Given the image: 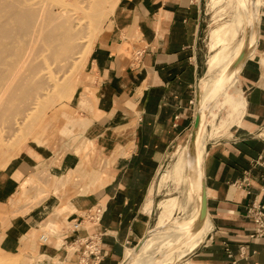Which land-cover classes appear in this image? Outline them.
Returning <instances> with one entry per match:
<instances>
[{
    "label": "crops",
    "instance_id": "crops-1",
    "mask_svg": "<svg viewBox=\"0 0 264 264\" xmlns=\"http://www.w3.org/2000/svg\"><path fill=\"white\" fill-rule=\"evenodd\" d=\"M259 2L256 35L237 71L240 103L228 112L236 113L234 121L205 142L209 229L191 251L167 264H264V228L255 233L247 213L251 201L262 203L264 222V0ZM201 15V0H119L87 56L80 91L87 88L90 107L75 120L79 139L62 153L25 152L0 179L1 259L78 264L81 238L95 233L102 251L96 264H121L126 250L148 233L155 173L193 117L204 67ZM224 122L219 119L211 135ZM186 141L187 135L173 150ZM87 142L88 149L77 153ZM32 178L20 194V185ZM15 195L20 197L13 202ZM94 206L101 212L90 222L86 214Z\"/></svg>",
    "mask_w": 264,
    "mask_h": 264
},
{
    "label": "rangeland",
    "instance_id": "rangeland-1",
    "mask_svg": "<svg viewBox=\"0 0 264 264\" xmlns=\"http://www.w3.org/2000/svg\"><path fill=\"white\" fill-rule=\"evenodd\" d=\"M6 1L8 2L10 0H6ZM21 1L22 0H20V2ZM31 1L28 0L26 2V0H23L20 3L22 5H19V2L15 0V2H18L17 3L18 6H16V9H18L17 11L23 9V7H28L30 3L34 7H37L38 9L37 10L38 12L36 14L39 13L38 14L39 17L35 15L36 16V18H34L36 20L35 26H33L30 30H26L27 31L26 32V31H18L20 30L19 28L20 26L17 27V25L19 24L17 23L18 21L16 19L14 20V18L13 20H10L12 19V17H8L9 14H12L11 5H9L10 7H8L4 4L8 5L10 3L13 4L14 2H12L11 0L9 3H6L5 1L0 0V3L3 2V5L0 4L1 6H3L0 9H4L5 6L6 9L5 12L8 11L7 14L4 13V11H0V22H3L2 24L4 25L6 22H8V25L6 24L5 26L0 23V27L3 26V29L7 28L5 29L6 32L10 29L14 30V31L10 30V32L7 33V34L10 33L9 34L10 36L8 35L9 38L7 39L5 38L6 40L2 38L1 41L2 40L5 41H2L0 43H3V45L7 44L6 49L10 50L11 48H8L7 46L14 44L11 43V40L14 42L17 41V43L13 45L15 47L12 46L13 47V49H11L12 51L10 50L7 52V50L5 51L4 49L5 46H3L2 44L1 45L3 48H1L0 46V52L2 53L4 50L3 53L6 52V54L3 55H7V54L9 55L8 56L9 58H7L6 56H3V58L5 57L4 59L2 58L5 64L1 61L0 58V65H1L0 67L7 68L6 70L3 69L4 71L0 69V71L3 74H5V77L6 76L8 77V78L7 77L4 78V80H2L1 83L7 84L6 85L7 87H10L9 84L14 86L13 84H11L12 82L11 80L15 78L14 79L15 84H17L18 82L20 83L23 82V84L26 86H30V85L35 86V89L32 90L30 93H28L29 95L26 94L24 96H20V98L19 96H15L16 94H14L15 91L13 90L15 87H10L13 88L12 90L8 88L10 90V92L7 91L8 94L5 90L3 91L6 92L5 94L3 93L4 95L0 93V96H2L0 97V179L4 175V173L8 170L10 165L13 164L17 159L23 157V154H25V152H31L32 155H36L37 150L38 152H40L42 148L44 149L43 153L50 152V150L56 152L58 151L59 153H62L68 148V146L70 147L73 143L77 142V140L79 139V133L81 129L79 130L77 128V123L75 120L76 119L79 120L81 117V112L84 110L86 111L90 107L89 97L86 92L87 88L84 87L85 89H83V91H80L83 81L87 79V70H86L87 56L93 43L100 35V33L103 32L105 28L110 26V19L112 16V12L116 7V5L119 3V0H112V1L110 0V3L108 0L105 1L103 0L102 5H100V8L102 7V10H96L97 7L93 6L94 0H82L83 2H81V0H35V1L31 0ZM43 1L44 3H42ZM108 4L109 6H107L106 9L105 7ZM201 4H202V15H201L200 44H201L202 60H204L203 61L204 67L202 73L203 76L207 72L208 61L211 55H213V53L218 49L217 47L214 48L212 47L211 33L212 31L227 24L230 18L234 17L235 11L231 5V0H201ZM44 10L47 11L49 15L52 13L53 17L50 18L51 15L48 16L47 12L46 15H44L45 13ZM57 15L58 17L59 15H61L62 19L59 20L56 17ZM45 16L46 17L48 16L47 18H49V20L47 18L45 19ZM1 17L8 19L5 20L6 22L4 23V21H1L4 18L2 19ZM44 19L47 21H45ZM57 20L59 21L58 22L59 24L58 23L56 24ZM12 21H14V23H12ZM51 21H53L52 23L55 24L46 23V22L51 23ZM61 22L63 23L64 27L61 26L62 25ZM40 25H42L41 29L45 28V31L46 29H49L48 26L52 27L54 25L58 33L64 32L65 30L67 31V29H69L67 31L68 33L67 32L64 33H67L69 35L71 41L73 39L74 47L76 49L73 48V51L68 53L64 48V43L62 41L61 36H59L56 39L53 38L54 40L52 38H46L45 35L47 34V31L45 32L46 34H44V31H41L43 33L42 34L43 37L41 39L44 40L43 41L38 40V37L40 36H38L37 32L38 30H40L39 29ZM6 26H10V27H6ZM15 26L18 28V30L13 29L15 28ZM34 27H38V28H34ZM51 27L48 31L53 29V27L52 29ZM34 29H37V31L35 30L36 32L32 33L31 31H33ZM18 32H20V34ZM23 32L24 33L26 32L28 35L27 34L24 35ZM242 32L243 29L239 31L236 40L240 38ZM15 33L19 34L20 37L19 35L16 36ZM35 35H37V37H34ZM26 36H29L27 38H32L27 40L29 47L28 45L26 46L27 44L26 41H24L26 42L24 43L20 39L21 37H23L24 39L23 38L22 39L26 40ZM10 37H15V38L10 39ZM17 38H19L18 39L19 41L17 40ZM35 38L38 40V42H40V44L44 42H46V44L49 43V41L46 40L49 39L51 42L48 45L49 46L51 45V47L48 48L49 47L48 45H46L47 47H44L45 43L42 44V46H40L39 43L36 42L37 40H35ZM14 39H16V41ZM34 41L36 42V44ZM18 42H20L21 45L20 43L19 45H17ZM59 42L62 43L59 44ZM30 43L33 45H30ZM36 45H39L41 48ZM19 46L21 47L19 48ZM36 50L38 51L36 52ZM32 51L35 52L33 56H31L32 54H29L32 53ZM12 52L16 54L25 53L24 57L23 54L20 55L24 59L20 58V56L17 55L20 58L19 60L22 59L21 63L17 61L18 58L15 60L16 55ZM13 57L14 60L17 61V63L15 61L13 62L12 60ZM28 57L31 58L26 59ZM33 58L35 59L32 60ZM7 60H12L7 62L8 64L13 62L15 64H11V65L15 66L19 64L20 66L18 65L16 66V68L12 66L13 67L12 69L11 66L9 65L8 68L6 64ZM25 61L26 63H24ZM28 65L29 66L32 65V66L29 67ZM61 65L63 66L61 67ZM8 69H12V70L8 71ZM17 70L20 71L19 76H18L19 71L15 73V71ZM6 79L7 81H11V82H8L9 84L6 83L7 82ZM2 86L3 85L0 86V90ZM7 87H5V89H7ZM12 91L14 93H12ZM77 96L78 99H76ZM226 98L227 95L225 93H222L220 97L216 101H214V103L207 111L206 117L204 119V122H206V124L208 123L206 125V131H207L206 134L208 133L207 139L215 135H218L219 133L220 134L224 133L225 132L224 129L228 126V124H232L234 121V117L236 113H234L231 117H229L228 112L234 111L233 110L234 108L230 106L231 103ZM2 104H5V106ZM194 104L195 102L193 100V111H194ZM221 118H225L224 125L220 129L221 132L216 131L213 135H211L213 126L216 125L219 122V119ZM70 125L72 126L71 132L67 133ZM189 128L190 125L188 128H186V131L181 133V135L174 140L173 144L169 147L167 151L168 155L165 154L163 160L161 161L155 173L153 184L150 190V201H151V195L153 199H152V212H151V217H152L151 226L148 232L152 230L155 221H156V225L158 224V218L161 211V208L159 207V203L166 201L171 197L172 198L178 197L180 199L184 195L183 191L185 190L186 187L185 184L187 182V175L185 174L181 178L175 173L174 169H175L176 161L178 160V155H177L178 151L180 150L181 146L187 145V141L180 146L178 145L176 149L173 150V148L177 143L182 142V140L186 137V135L188 137ZM72 133H74V135ZM88 144L89 143L87 142V144L84 147H81L76 152L77 153L85 152L89 147ZM33 180L34 179L32 178L31 182ZM12 200L13 202H16V200H14L13 198ZM36 200L37 198H34L33 202ZM171 201L170 202L172 203V205H176L177 202L175 200H171ZM170 212L171 211L168 210V214ZM178 214L179 212L174 210L173 214L170 213V217H168L167 221H171L172 219L174 220L177 219ZM126 251L132 253L133 251H135V248H129ZM0 264H9V263L0 258Z\"/></svg>",
    "mask_w": 264,
    "mask_h": 264
},
{
    "label": "bare ground",
    "instance_id": "bare-ground-1",
    "mask_svg": "<svg viewBox=\"0 0 264 264\" xmlns=\"http://www.w3.org/2000/svg\"><path fill=\"white\" fill-rule=\"evenodd\" d=\"M3 1H5L6 3H9L11 0L8 2L6 0H3ZM16 1L19 2V5H22L20 3L23 0L21 2H20V0H16ZM27 1L28 0H26V2ZM33 1H35V0H33ZM108 1L110 3V0H108ZM12 2H14V3L13 4L10 3L8 5L4 4V5H6L8 7H10L9 5H11V13L12 14H9L8 17H12V19H10V20H13V18H14V20L16 19L18 21L17 23H19L17 25V27L20 26L19 27L20 30H18V28L16 26L13 29H16L18 31L30 30L33 26H35V23H36L35 22L36 20L34 19V18H36L35 15H37L39 17V15H38L39 13L36 14L38 12L37 7H34L33 5H31L30 2H28V3H30L29 6L27 5L28 7H23V9L17 11L18 9H16V6H18V4H17L18 2H15V0L14 1L12 0ZM81 2H83V1L81 0ZM102 2H103V0H94L93 6L97 7L96 10H102V7L100 8V5H102ZM42 3H44V1ZM0 4L3 5V2H1ZM25 4H27V3H25ZM259 4H260L259 0H231V5L235 11L234 17L230 18V20L224 26L212 31V33H211L212 34L211 35L212 47L213 48L217 47L218 49L213 53V55H211V57L208 61L207 72L199 80L198 90H199V96H200V103L202 104V106H201V109H202L201 122H200L198 131H197V134L195 137L193 149L188 148L187 145L181 146V148L177 154L178 160L176 161V165H175V169H174L175 173L181 178L185 174L187 175V182L185 184L186 187H185V190L183 191L184 195L180 199L178 197H175V198L171 197L168 200L159 203V207L161 208V211H160V215L158 218V224L156 225V227L152 228V230L150 232H148L144 236V238L141 239V242L138 245V247L135 248V251H133L132 253H129L128 256L123 260V262L121 264H167V263H170L174 260L180 259V258H174V257L182 256V255L188 253L189 251H191L199 243V241L203 238V236L205 235V233L209 229V223L210 222H209L207 216H205L203 222L201 223V225L197 229H195V230L191 229L193 222H194L193 219H194V217L197 213V209H198L199 178L202 175L201 161H202V156H203V152L205 149V142H206V139L208 138V135L206 134V131H205L206 123L204 122V119L206 117L208 109L211 107V105L214 103V101H216L220 97V95L223 92L227 95L226 99L231 103L230 106H232L234 108L233 109L234 111L237 109V107L240 103V99H241L240 89L236 83L238 66H231V63H232L233 59L235 58V56L237 55V53L239 52V50L241 49V47L244 43L245 44L247 43V45H251V46L253 44L254 38H253V34H252L253 33L252 32V25H253L252 5L254 7L255 13L257 14V11H259L258 10V6H260ZM1 5H0V8L3 7ZM107 6H109V4L106 5V7L105 6L104 7L107 9ZM19 7H22V6H19ZM45 8H43V9H45ZM5 10H6L5 6H4V9H0V11H4V13L7 14L8 11L5 12ZM47 11L44 10V12H45V13L43 12L44 15H46ZM9 13H10V10H9ZM63 13H64V11H63ZM47 14H48V16L51 15L50 18L53 17L52 13L49 15V13L47 12ZM10 15H12V16H10ZM63 15H65V14H63ZM47 17L45 16V19ZM56 17L59 20L62 19L61 15H59V17L57 15ZM56 17H54V18H56ZM1 18L3 19L4 17H1ZM54 18H53V20H54ZM7 19L8 18H4L1 21H4V23H5L6 22L5 20H7ZM47 19L49 20V18H47ZM69 20H70V18H69ZM75 20H77V19H75ZM45 21H47V20H45ZM52 22L53 21H51V23L50 22H46V23L55 24ZM58 22L59 21L57 20L56 24ZM0 23L2 24L3 22H0ZM12 23H14V21H12ZM6 24L8 25V22H6L5 25ZM16 24H13V25H16ZM38 24H40V23H38ZM75 24H77V23H75ZM2 25H4V24H2ZM41 26L42 25H40V28H39L40 30H38V32H37L38 36H40V37H38V40L43 41L44 39L43 40L41 39L43 37L42 36L43 33L41 31H44V34H46L45 32L47 31V34L45 35L46 38L56 39L59 36H61L62 41L64 43L65 50L68 53L73 51V48H75L74 47V41H73V39L71 41L69 38V35L67 34L68 33L67 31L69 29H67V31L65 30L67 26L64 29L65 31L63 30L64 32H67V33H64V32L58 33L57 29L54 27V25L52 26L53 29L51 26H48L49 29H50V27L52 29L50 31H48L49 29H46V31H45V28H43L44 30L41 29L42 28ZM61 26L64 27L63 23ZM61 26H60V29H61ZM6 27H10V26H6ZM34 28H38V27H34ZM5 29H7V28H5ZM5 29H3V26L0 27V42L5 41L7 38H9L10 33L9 34H7V33L10 32V30L14 31V30L9 28L10 30H8L6 32ZM241 29H243V32H242L240 38L238 40H236L238 33ZM35 30L37 31V29H34L31 32L32 33L36 32ZM26 32L25 33L23 32V34L24 35L27 34ZM18 33L20 34V32H18ZM15 34H16V36L19 35L17 33H15ZM14 35H12V36H14ZM19 37H20V35H19ZM27 37H29V36H26V40H23L24 39L23 37H21L20 39L22 40V42H24V41L27 42L28 39H32V38H27ZM34 37H37V35H35ZM2 38H4V39L6 38V39L1 41ZM12 38H15V37H10V39H12ZM18 39L19 38H17V40ZM14 40L16 41V39H14ZM35 40H37V39L35 38ZM38 40L36 42H38ZM46 40H48L49 43L51 42L49 39H46ZM26 42H24V43H26ZM36 42H35V44H36ZM53 42H55V41H53ZM11 43L16 44L17 41L14 42L11 40ZM19 43L20 42H18L17 45H19ZM38 43L40 46H42V44L45 43L44 47H47L46 45L49 44V43L46 44V42L41 43V44H40V42H38ZM60 43H62V42H59V44ZM1 44L3 45V43H0L1 48H3ZM53 44H55V43H53ZM6 45L7 44H5L3 46H5L4 49H5V51L7 50V52L10 51L11 49H13V47H15L11 44L10 45L11 47L7 46L8 48H11L9 50V49H6ZM20 45H21V43H20ZM27 45L29 47L28 42H27L26 46ZM30 45H33V44L30 43ZM39 45H36V46L40 47ZM20 47L21 46H19V48ZM50 47H51V45L48 48H50ZM21 49H24V48H21ZM56 49H58V48H56ZM1 50H3V49H1ZM26 50H25V52H26ZM38 50H36V52ZM3 52H4V50H3ZM3 52L2 53L0 52V55H1L0 58H1L2 62L4 61V60H2L3 56H6L7 58H9L8 57L9 55L8 54L3 55V54H6V52L5 53H3ZM12 53H14V52H12ZM27 53H26V55H27ZM34 53L35 52L32 51V53H29V54H32L31 56H33ZM9 54H11V53H9ZM14 54L16 55L15 60L18 58L17 61L19 63H21L22 59L21 60H19V59L23 58L25 53L24 54L21 53V54H23V57L20 56L21 55L20 53L19 54L14 53ZM17 55H19L20 58ZM29 58H31V57H28L26 59H29ZM34 59L35 58H33L32 60H34ZM12 60H13V62L15 61L14 57ZM12 60H7L6 64H7V67L10 65L11 68L13 69L12 66H14V65H11V64H15V63H13V62L9 63V64L7 63V62L12 61ZM17 61H15V62L17 63ZM24 63H26V61ZM18 65H15L14 67L16 68V66H18ZM31 66H29V67H31ZM62 66L63 65H61V67ZM35 68H37V67H35ZM0 69L6 70L7 68H1L0 67ZM12 69H8V71L12 70ZM19 70L15 71V73L18 72ZM10 73H12V72H10ZM15 73H13V74H15ZM23 73H24V71H23ZM19 75H20V71H19L18 76ZM6 77H5V74H3L0 71V86L3 85L1 87V90H0L1 94H3V93L5 94L7 91L10 92V90L13 89L10 87H15L13 90V91H15V93L13 91H12V93L16 94L15 96H19V98H20V96H24V95L30 93L32 90L35 89L34 85L26 86L23 84V82L22 83L16 82L17 84H15V80H14L15 78H13L14 81L11 80L14 83H12L11 81H7V79H6V81H7V82L5 81L6 83L11 82V84L14 85V86H12L8 83L10 87H7L6 86L7 84L1 83V81L4 80V78H6ZM16 77H17V75H16ZM26 78H28V77H26ZM10 79H11V76H10ZM28 84H31V83H28ZM5 87H7V89H5ZM4 90L6 92H3ZM20 92H21V95H20ZM7 94H8V92H7ZM0 97H2V96H0ZM10 97H11V95H10ZM2 105L5 106V104H2ZM28 182H31V179L25 180L20 185V188H19L20 194H22V193L24 194V188H25L26 183H28ZM19 197L17 195L16 197H14V200L17 201L19 199ZM170 199L175 200L177 202L176 205H172V203H171L172 201ZM168 210L171 211L170 213H172V214H173L174 210L179 212L178 218L175 220L172 219L171 221H167L168 217H170V213L168 214ZM169 257H173V258H169Z\"/></svg>",
    "mask_w": 264,
    "mask_h": 264
},
{
    "label": "water",
    "instance_id": "water-1",
    "mask_svg": "<svg viewBox=\"0 0 264 264\" xmlns=\"http://www.w3.org/2000/svg\"><path fill=\"white\" fill-rule=\"evenodd\" d=\"M252 18H253V25H252V34L253 38H255L256 30H257V16L254 11V7L252 5ZM251 48V45H247V43L243 44L235 58L233 59L231 66H238L242 64L244 58L247 56L249 50ZM194 111H193V117L189 128V133L187 137V146L188 148L193 149L195 137L201 122L202 118V104L200 103V96H199V90L197 86H195V94H194ZM206 216V191H205V182L203 175L199 178V199H198V209L197 213L194 217V222L192 225V230L197 229L201 223L203 222L204 218ZM145 234V233H144ZM144 234L136 241V243L133 245V248H137L138 245L141 242V239L143 238Z\"/></svg>",
    "mask_w": 264,
    "mask_h": 264
},
{
    "label": "built area",
    "instance_id": "built-area-1",
    "mask_svg": "<svg viewBox=\"0 0 264 264\" xmlns=\"http://www.w3.org/2000/svg\"><path fill=\"white\" fill-rule=\"evenodd\" d=\"M101 212L99 206H94L86 214L90 222H94L98 219ZM247 213L255 221V233H261L264 228L263 222V204L257 201H251L250 207L247 209ZM77 223H73L72 226H76ZM82 248L78 256V264H96L100 258L102 251L100 249V241L97 234H87L81 238Z\"/></svg>",
    "mask_w": 264,
    "mask_h": 264
}]
</instances>
